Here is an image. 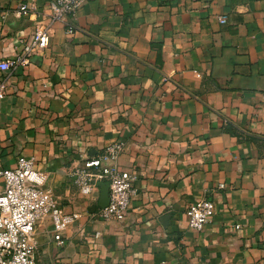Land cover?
<instances>
[{"label": "crops", "instance_id": "obj_1", "mask_svg": "<svg viewBox=\"0 0 264 264\" xmlns=\"http://www.w3.org/2000/svg\"><path fill=\"white\" fill-rule=\"evenodd\" d=\"M50 1L0 0V61L49 35L0 71L2 167L34 157L80 214L63 246L38 223L37 264H264V0H87L72 34L44 15ZM112 141L138 189L123 221L94 218L100 188L70 177ZM203 198L216 212L195 232L186 210Z\"/></svg>", "mask_w": 264, "mask_h": 264}, {"label": "built area", "instance_id": "obj_2", "mask_svg": "<svg viewBox=\"0 0 264 264\" xmlns=\"http://www.w3.org/2000/svg\"><path fill=\"white\" fill-rule=\"evenodd\" d=\"M87 0H51L44 15L51 23L60 22L74 33L73 19ZM27 4H22L18 13L27 12ZM225 22V18H220ZM49 35L45 28H37L23 44V53L13 59L0 61V71L9 73L20 65L31 63L36 49L48 46ZM197 78H202L196 71ZM7 92L5 78H0V101ZM264 99V94H263ZM123 141H112L101 154L77 165L70 172L72 182L83 195H92L98 184L109 183L110 202L104 208H96L93 217L103 221H123L137 195L136 175L131 169L120 166L119 158L124 151ZM34 157L21 156L15 168H3L0 156V264H37L38 242L35 230L39 222L50 220L54 239L59 246L64 244V234L80 218L77 212L68 213L61 208L46 188L48 175L35 169ZM219 188H224L221 184ZM216 212L215 202L208 198L191 203L187 210L188 225L195 232H201ZM101 233L96 232L95 237Z\"/></svg>", "mask_w": 264, "mask_h": 264}, {"label": "water", "instance_id": "obj_3", "mask_svg": "<svg viewBox=\"0 0 264 264\" xmlns=\"http://www.w3.org/2000/svg\"><path fill=\"white\" fill-rule=\"evenodd\" d=\"M100 188V200L99 206L100 208L106 207L110 202V186L107 182H102L98 184Z\"/></svg>", "mask_w": 264, "mask_h": 264}]
</instances>
